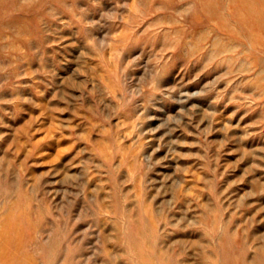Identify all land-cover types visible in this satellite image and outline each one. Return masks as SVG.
Returning a JSON list of instances; mask_svg holds the SVG:
<instances>
[{"label": "rangeland", "instance_id": "374dc122", "mask_svg": "<svg viewBox=\"0 0 264 264\" xmlns=\"http://www.w3.org/2000/svg\"><path fill=\"white\" fill-rule=\"evenodd\" d=\"M0 264H264V0H0Z\"/></svg>", "mask_w": 264, "mask_h": 264}]
</instances>
